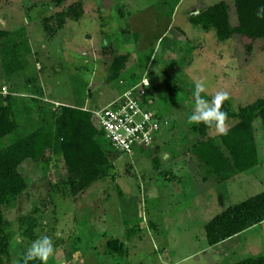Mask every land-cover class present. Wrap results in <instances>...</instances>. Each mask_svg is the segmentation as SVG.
Segmentation results:
<instances>
[{"label": "rangeland", "instance_id": "374dc122", "mask_svg": "<svg viewBox=\"0 0 264 264\" xmlns=\"http://www.w3.org/2000/svg\"><path fill=\"white\" fill-rule=\"evenodd\" d=\"M220 1L235 25L232 0H0V30L8 33L0 40V96L10 98L21 136L53 124L61 105L102 108L143 77L153 99L146 109L168 121L155 146L130 154L103 138L117 154L115 178L77 193L64 183L67 169L54 149L47 164L25 166L28 190L0 212L11 238L8 264H22L43 235L53 240L54 264H235L264 256V224L215 246L205 238L214 216L264 192V159L223 179L191 152L210 138L221 144L218 128L201 134L188 121L196 81L205 82L206 99L228 92L231 111L264 98L262 42L247 52L241 36L220 42L213 29L188 22ZM118 54L130 59L109 81ZM236 123L227 118L224 127ZM254 134L263 137L260 119ZM112 240L121 253H110Z\"/></svg>", "mask_w": 264, "mask_h": 264}, {"label": "trees", "instance_id": "16d2710c", "mask_svg": "<svg viewBox=\"0 0 264 264\" xmlns=\"http://www.w3.org/2000/svg\"><path fill=\"white\" fill-rule=\"evenodd\" d=\"M232 3L237 20L235 25L230 22L229 6L225 1L217 2L199 12L193 11L188 22L204 30L213 29L220 42L229 40L233 35L241 36L249 43L246 46L247 52L252 50V44L256 41L262 42L261 48L264 50V20L256 16V10L264 0H232ZM7 35L6 31L0 30V40ZM129 57V54L113 57L108 65L109 81L119 80ZM138 82L130 84L128 88ZM169 93L172 96L176 94L173 90H169ZM149 100L153 101L147 92L144 106L149 104ZM221 110L228 113L227 118L237 120L236 124L227 128L226 135H220L221 146L210 138L199 142L191 152L204 164L208 174L228 179L231 175L251 170L264 159V98L239 107L236 111H231L224 102ZM256 119H260L262 124L261 140H257L254 134ZM162 120L167 121L165 118ZM195 127L199 133L205 134L215 126L200 123L195 124ZM51 149L61 154L68 173L64 183L71 188L72 193L90 187L102 177L115 178L112 156L117 154L110 151L102 133L94 128L88 111L61 105L54 115L53 124L21 136L10 98L0 96V212L2 207L10 205L28 190L30 176L25 166L35 168L41 162L47 164L49 156H46V151ZM263 222L264 192L229 206L214 216L204 227L206 242L209 246L221 244ZM127 237L130 238L129 235ZM10 242L11 238L5 231L0 213V264L10 263ZM108 245L111 247L110 253H121L120 249L123 248L118 240H112ZM28 264L54 262L52 259L46 262L37 259L28 261ZM235 264H264V256L246 258Z\"/></svg>", "mask_w": 264, "mask_h": 264}, {"label": "built area", "instance_id": "2783aa9c", "mask_svg": "<svg viewBox=\"0 0 264 264\" xmlns=\"http://www.w3.org/2000/svg\"><path fill=\"white\" fill-rule=\"evenodd\" d=\"M150 82L146 77L111 99L104 107L86 110L94 128L117 154H130L135 149L150 148L162 125H167L144 106ZM153 101L149 100V104Z\"/></svg>", "mask_w": 264, "mask_h": 264}, {"label": "clouds", "instance_id": "9594fccd", "mask_svg": "<svg viewBox=\"0 0 264 264\" xmlns=\"http://www.w3.org/2000/svg\"><path fill=\"white\" fill-rule=\"evenodd\" d=\"M258 19L264 20V3H261L256 10ZM206 92V84L203 80L195 82L194 87V108L188 116L189 123H204L209 127L215 126L221 134H227L224 122L228 117L226 111L221 110L223 103L229 99V93L226 91L217 92L211 100L206 99L202 93ZM54 253L53 240L48 235H43L34 240L24 254V264L28 261L40 260L46 262Z\"/></svg>", "mask_w": 264, "mask_h": 264}, {"label": "crops", "instance_id": "0c3cea01", "mask_svg": "<svg viewBox=\"0 0 264 264\" xmlns=\"http://www.w3.org/2000/svg\"><path fill=\"white\" fill-rule=\"evenodd\" d=\"M117 95H115V97H116ZM262 224H264V222L263 223H261V224H259V225H262ZM240 235V234H239ZM239 235H236V236H234V237H232L231 239H233V238H236V237H238ZM229 241V240H228Z\"/></svg>", "mask_w": 264, "mask_h": 264}]
</instances>
